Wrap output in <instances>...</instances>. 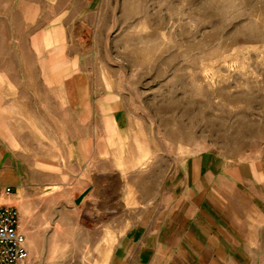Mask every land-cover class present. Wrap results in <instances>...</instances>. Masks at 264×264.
<instances>
[{
	"label": "rangeland",
	"instance_id": "374dc122",
	"mask_svg": "<svg viewBox=\"0 0 264 264\" xmlns=\"http://www.w3.org/2000/svg\"><path fill=\"white\" fill-rule=\"evenodd\" d=\"M112 110L118 128L102 121ZM0 137L25 147L15 163L60 169L56 189H0L22 215L26 264H105L143 212L122 203L149 204L185 160L237 171L258 203L264 0H0ZM97 169L96 197H77V173Z\"/></svg>",
	"mask_w": 264,
	"mask_h": 264
},
{
	"label": "crops",
	"instance_id": "0c3cea01",
	"mask_svg": "<svg viewBox=\"0 0 264 264\" xmlns=\"http://www.w3.org/2000/svg\"><path fill=\"white\" fill-rule=\"evenodd\" d=\"M82 111L78 125L88 127L91 107ZM98 111L103 114L102 109ZM117 111L106 113L103 123L107 120L118 128ZM85 136L83 133L78 141L84 155L90 144ZM12 143L19 142L0 137V189L8 186L13 191L15 187L22 197L28 189L60 187L58 166L35 163L32 170L25 161L15 163L16 158L27 159V155L25 147L16 148ZM51 143L57 151V140ZM187 163L179 165L161 195L149 204L138 199L122 203L126 212H143L135 213V224L114 237L105 264H253L257 255L264 256V168L252 172L253 180H248L252 189L259 188L257 203L238 188L237 171L215 169L213 161L203 157ZM101 171L80 170L72 192L80 191L77 197L88 195L87 200H92L95 186L88 181Z\"/></svg>",
	"mask_w": 264,
	"mask_h": 264
},
{
	"label": "built area",
	"instance_id": "2783aa9c",
	"mask_svg": "<svg viewBox=\"0 0 264 264\" xmlns=\"http://www.w3.org/2000/svg\"><path fill=\"white\" fill-rule=\"evenodd\" d=\"M10 193V188L4 190V194ZM21 224L20 211L0 203V264H26L28 250Z\"/></svg>",
	"mask_w": 264,
	"mask_h": 264
}]
</instances>
